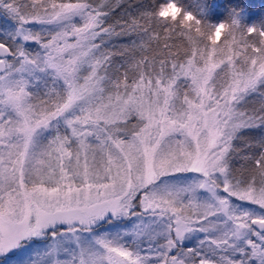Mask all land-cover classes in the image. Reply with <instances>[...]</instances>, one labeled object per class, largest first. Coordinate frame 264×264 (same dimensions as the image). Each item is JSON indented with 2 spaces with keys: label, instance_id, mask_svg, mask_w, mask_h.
I'll return each mask as SVG.
<instances>
[{
  "label": "snow or ice",
  "instance_id": "6c2138e0",
  "mask_svg": "<svg viewBox=\"0 0 264 264\" xmlns=\"http://www.w3.org/2000/svg\"><path fill=\"white\" fill-rule=\"evenodd\" d=\"M122 3L0 0V264H264V29Z\"/></svg>",
  "mask_w": 264,
  "mask_h": 264
},
{
  "label": "trees",
  "instance_id": "16d2710c",
  "mask_svg": "<svg viewBox=\"0 0 264 264\" xmlns=\"http://www.w3.org/2000/svg\"><path fill=\"white\" fill-rule=\"evenodd\" d=\"M93 2H97V0H93ZM164 2L166 0H123V3L108 18V23H113L117 18L128 20L129 13L131 16L139 18L140 12L156 11L159 4ZM179 3L193 13H198L199 11L202 21L208 23L217 24L235 17L241 26H259L264 29V0H179ZM141 23L147 25L148 21L141 19ZM152 28L154 31H159L162 44L164 42V25L158 26L156 20H153ZM247 35L250 40H255L257 44L259 43L260 37L255 34ZM3 39L4 37L0 35V40ZM132 39L138 38L124 37L113 42L119 47L122 44H129ZM168 43L187 46V41L175 34L172 35ZM153 47H156V45L154 44ZM250 51L251 49H249ZM247 100L248 103L244 106L248 108L258 107L260 103V97L256 94L249 96ZM262 133H264V129L246 131L244 135L254 139Z\"/></svg>",
  "mask_w": 264,
  "mask_h": 264
},
{
  "label": "rangeland",
  "instance_id": "374dc122",
  "mask_svg": "<svg viewBox=\"0 0 264 264\" xmlns=\"http://www.w3.org/2000/svg\"><path fill=\"white\" fill-rule=\"evenodd\" d=\"M76 22L79 23V20L77 19ZM35 27L38 29V28H40L41 26L36 25ZM48 27H51V26H48ZM27 47H28L30 50H35V48H36L37 46L34 45V44L29 43V44L27 45ZM9 59H10V58H9ZM183 175L192 176V175H197V174H194V173H187V174H183ZM244 203H246V202H244ZM247 206H248V207H253V208H256V207H257V206H255V205H247ZM201 236H202V234H199V233L196 234V236H194L191 240H188V241L185 242L184 247H189V246L194 245V244L196 243V239H197L198 237H201ZM253 239H255V238H253Z\"/></svg>",
  "mask_w": 264,
  "mask_h": 264
},
{
  "label": "clouds",
  "instance_id": "9594fccd",
  "mask_svg": "<svg viewBox=\"0 0 264 264\" xmlns=\"http://www.w3.org/2000/svg\"><path fill=\"white\" fill-rule=\"evenodd\" d=\"M165 8L167 9V11H168L170 14L174 12V9H173L170 5H168V4H165Z\"/></svg>",
  "mask_w": 264,
  "mask_h": 264
},
{
  "label": "water",
  "instance_id": "95a60500",
  "mask_svg": "<svg viewBox=\"0 0 264 264\" xmlns=\"http://www.w3.org/2000/svg\"><path fill=\"white\" fill-rule=\"evenodd\" d=\"M10 58V57H9Z\"/></svg>",
  "mask_w": 264,
  "mask_h": 264
}]
</instances>
